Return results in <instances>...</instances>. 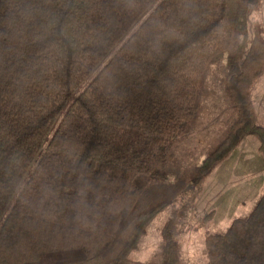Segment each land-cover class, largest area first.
<instances>
[{"label":"trees","instance_id":"16d2710c","mask_svg":"<svg viewBox=\"0 0 264 264\" xmlns=\"http://www.w3.org/2000/svg\"><path fill=\"white\" fill-rule=\"evenodd\" d=\"M261 2L0 0V264H184L167 165L218 60L236 117L192 183L246 136L264 155ZM168 208L158 250L133 259ZM204 244L207 264H264V191Z\"/></svg>","mask_w":264,"mask_h":264},{"label":"rangeland","instance_id":"374dc122","mask_svg":"<svg viewBox=\"0 0 264 264\" xmlns=\"http://www.w3.org/2000/svg\"><path fill=\"white\" fill-rule=\"evenodd\" d=\"M254 23L264 27V0L250 16V24ZM226 76L225 59L218 60L205 73L199 86L196 120L176 141L167 165L171 176L168 182L183 211L176 232L184 264H207L206 235L221 232L235 218L248 214L264 191V155L254 136H246L200 185L192 183L195 169L218 147L236 117L225 89ZM251 101L257 121L264 126V74L253 87ZM170 195L159 187L148 197V203L153 205ZM170 212L168 208L154 220L139 249L131 254L133 259L148 261L158 250L161 230Z\"/></svg>","mask_w":264,"mask_h":264},{"label":"crops","instance_id":"0c3cea01","mask_svg":"<svg viewBox=\"0 0 264 264\" xmlns=\"http://www.w3.org/2000/svg\"><path fill=\"white\" fill-rule=\"evenodd\" d=\"M261 114H262V111H261Z\"/></svg>","mask_w":264,"mask_h":264}]
</instances>
